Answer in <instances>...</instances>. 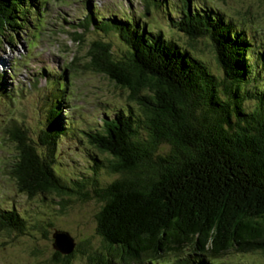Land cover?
Segmentation results:
<instances>
[{"label":"trees","instance_id":"1","mask_svg":"<svg viewBox=\"0 0 264 264\" xmlns=\"http://www.w3.org/2000/svg\"><path fill=\"white\" fill-rule=\"evenodd\" d=\"M30 1L0 0V38L7 27L18 26L19 12L28 24V18L40 24L38 10L25 6ZM142 2L155 9L168 4ZM170 12L171 29L187 38L189 48L141 18L104 21L90 12L78 24L83 32L115 33L127 49L119 57L110 42L95 40L89 66L126 89L139 109L119 107L102 130L81 132L103 155H90L92 176L106 170L117 178L96 188L98 180L58 176V147L76 130L71 121L62 123L68 89V82L60 87L62 75L50 83L47 124L37 136L13 121L8 135L17 160L9 177L28 198L54 194L61 210L71 197L101 203L96 232L121 251L123 262L154 264L173 256L168 264H216L230 250L264 255V45H254L244 30L204 4L182 0ZM201 41L211 44L223 77L196 56ZM3 86L0 81L8 97ZM25 229L14 207H0V233ZM82 245L70 255L54 250L53 264H70Z\"/></svg>","mask_w":264,"mask_h":264},{"label":"rangeland","instance_id":"2","mask_svg":"<svg viewBox=\"0 0 264 264\" xmlns=\"http://www.w3.org/2000/svg\"><path fill=\"white\" fill-rule=\"evenodd\" d=\"M167 1L168 4L155 9L152 5L146 7L142 0H31L25 6L32 11L38 10L41 24L35 26L36 20L31 18H28V24L23 12H19L21 21L17 19L18 26L7 27L3 32V38H0V81L8 97L0 92V207L5 210L14 207L26 220V229L23 234L0 233V264L55 263L52 236L57 231L68 233L76 245L86 244L74 254L70 264H134L123 262L121 251L108 246L97 234L96 214L101 203L71 197L66 198V209L61 210L60 199L54 194L28 198L18 192L9 177L17 160V149L8 132L15 129V120L29 128L32 137L37 136L47 124L46 104L51 89L48 80L62 75L64 80L60 87L68 82L66 98L60 106L62 123L69 120L76 130L60 142L56 153L57 174L67 181L84 179L92 184L98 180L96 188H104L113 182L117 176L106 170L92 176L90 155L96 154L98 158L103 155L89 145L81 132L102 130L103 120L108 116L113 118L119 107L130 104L139 109V106L129 101L126 89L89 66L88 51L95 40L110 42L114 54L119 57L127 49L115 33L106 36L101 31L83 32L78 24L90 11L104 21L133 16L136 20L141 18L142 22H148L150 29L161 30L167 37H175L189 48L187 38L171 29L168 22L170 8L174 9L182 0ZM194 2L218 11L238 30H245L251 41L256 40L254 45H264V0H190L192 6ZM167 6L169 10H166ZM170 17L178 16L171 13ZM194 52L214 74L223 77L208 41L198 42ZM68 64L71 68L67 69ZM263 70L264 67L261 72ZM36 79L38 84H35ZM252 106V102L246 103V107ZM93 190V185H88L84 192L91 196ZM173 259V256L164 257V260L159 257L158 262H153L168 264ZM215 263L264 264V255L230 250Z\"/></svg>","mask_w":264,"mask_h":264},{"label":"water","instance_id":"3","mask_svg":"<svg viewBox=\"0 0 264 264\" xmlns=\"http://www.w3.org/2000/svg\"><path fill=\"white\" fill-rule=\"evenodd\" d=\"M57 232L52 236L53 249L64 255L72 254L76 246L74 239L66 232Z\"/></svg>","mask_w":264,"mask_h":264}]
</instances>
